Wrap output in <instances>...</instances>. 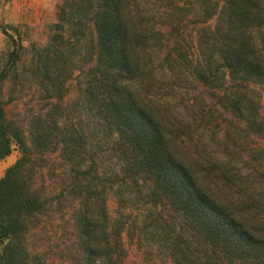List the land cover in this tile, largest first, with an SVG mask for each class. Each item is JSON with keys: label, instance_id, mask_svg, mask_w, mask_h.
<instances>
[{"label": "trees", "instance_id": "obj_1", "mask_svg": "<svg viewBox=\"0 0 264 264\" xmlns=\"http://www.w3.org/2000/svg\"><path fill=\"white\" fill-rule=\"evenodd\" d=\"M220 1L60 0L29 59L7 35L0 264H264V0Z\"/></svg>", "mask_w": 264, "mask_h": 264}, {"label": "rangeland", "instance_id": "obj_2", "mask_svg": "<svg viewBox=\"0 0 264 264\" xmlns=\"http://www.w3.org/2000/svg\"><path fill=\"white\" fill-rule=\"evenodd\" d=\"M59 2L60 0H0V63L6 59L7 53L12 49L11 40L7 35L11 36L16 43L19 40L23 42L27 48L24 51V59L25 57L29 59L35 48L48 42L50 28L56 20ZM219 4H221L220 0ZM210 22L213 23V20ZM186 29L192 33L195 29L194 23L186 22ZM18 67L20 71V65ZM12 78V75H9L3 81L2 98L6 103L9 121L17 122L20 121L24 110L38 106L40 96L32 72H25L21 77L19 75L15 81ZM251 87L260 94L258 109L261 114H264V84H252ZM212 94L213 91L208 89L204 96L208 97ZM221 122H223L222 118L219 121L220 125ZM242 141L255 144L257 138L254 136L244 140L242 138Z\"/></svg>", "mask_w": 264, "mask_h": 264}, {"label": "water", "instance_id": "obj_3", "mask_svg": "<svg viewBox=\"0 0 264 264\" xmlns=\"http://www.w3.org/2000/svg\"><path fill=\"white\" fill-rule=\"evenodd\" d=\"M19 156L20 152L18 146L13 144L10 153L0 158V179L4 176L5 172L17 162Z\"/></svg>", "mask_w": 264, "mask_h": 264}]
</instances>
